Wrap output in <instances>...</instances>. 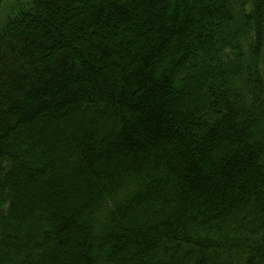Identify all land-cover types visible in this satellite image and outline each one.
Instances as JSON below:
<instances>
[{
    "label": "trees",
    "instance_id": "16d2710c",
    "mask_svg": "<svg viewBox=\"0 0 264 264\" xmlns=\"http://www.w3.org/2000/svg\"><path fill=\"white\" fill-rule=\"evenodd\" d=\"M0 264H264V0H0Z\"/></svg>",
    "mask_w": 264,
    "mask_h": 264
}]
</instances>
